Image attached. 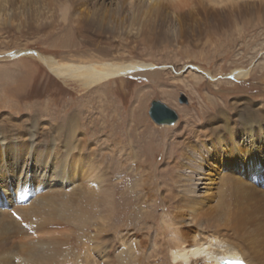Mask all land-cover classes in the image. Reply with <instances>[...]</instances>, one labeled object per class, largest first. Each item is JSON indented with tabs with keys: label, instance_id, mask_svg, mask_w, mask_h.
Masks as SVG:
<instances>
[{
	"label": "bare ground",
	"instance_id": "obj_1",
	"mask_svg": "<svg viewBox=\"0 0 264 264\" xmlns=\"http://www.w3.org/2000/svg\"><path fill=\"white\" fill-rule=\"evenodd\" d=\"M26 1L16 12H24L32 0ZM161 1L67 0L63 11L48 5L62 24L74 25L88 41L92 35L104 38L126 5L156 10ZM168 1L180 15L192 13V0ZM236 1L222 6L233 20L241 8ZM109 34L115 33L109 29ZM39 59L90 98L88 103L80 99L70 114V108L49 112L48 104L45 118L36 112L21 118L0 115V264H223L227 257L264 264V103L239 96L227 111L208 99L202 114L179 130L176 146L167 133L160 140L166 146L160 168L153 158L158 136L141 129L142 123L135 128V144L124 142L123 135L105 134L116 118L104 84L153 65L62 66L50 56ZM189 69L204 73L197 66ZM250 75L246 69L234 73L237 80ZM93 110L102 115L94 117ZM147 152L153 162L144 159ZM123 175L134 182L122 180ZM160 208V215L153 214ZM128 214L133 224L149 221L146 230L139 227L145 233L122 226Z\"/></svg>",
	"mask_w": 264,
	"mask_h": 264
},
{
	"label": "rangeland",
	"instance_id": "obj_2",
	"mask_svg": "<svg viewBox=\"0 0 264 264\" xmlns=\"http://www.w3.org/2000/svg\"><path fill=\"white\" fill-rule=\"evenodd\" d=\"M25 1L9 0L7 4V0H0V115L5 118H21L34 112L45 118L48 104H52L49 112L57 114L58 109L70 108V114L82 100L88 103L90 96L84 97L78 86L64 83L52 74L40 56H50L62 66L91 61L153 65L151 70L114 78L104 84L108 92L106 98L114 102L110 106L116 118L107 126L105 134L117 135L118 139L123 135L124 142L135 144V128L142 123L141 129L158 136L153 158L154 166L160 165V168L164 167L162 155L166 149L160 140L167 133L176 146L187 119L202 114V105L208 99L217 101L227 111H231L230 102L239 96L264 103V0H237L241 8L233 13L235 20L228 18V11L222 9L227 0H192V13L185 15H180L179 7L168 0H162L156 10L147 6L138 8V5L131 10L126 5L114 26L106 28L108 32L104 38L92 35L88 41L82 39L74 25L62 24L53 12L54 7L48 5L54 4L63 11L67 0H32L24 5V12H16ZM109 29L116 35L109 34ZM146 35H150V40ZM23 51L25 53L20 56ZM190 64L204 73H195L189 69ZM242 69L251 72L247 81L234 76ZM205 73L214 78L210 79ZM193 75L200 79L194 80ZM154 101L165 103L177 113L179 119L175 126L161 127L153 121L149 112ZM107 102L109 104V99ZM93 111L94 117L102 115L99 110ZM61 119L62 115L57 120ZM102 125L100 121L99 127ZM98 131L102 134V130ZM132 133L136 135H130ZM134 150L137 154L140 151ZM174 151L172 153H177L178 158L179 152ZM150 155L147 152L144 159L151 160ZM127 178L132 179L128 183L134 180L126 175L122 180L128 181ZM162 211L160 208L153 214L160 215ZM131 216H123L122 226L136 227L134 232L145 233L149 221L133 224ZM159 220L157 224L162 223ZM142 224L144 230L139 228Z\"/></svg>",
	"mask_w": 264,
	"mask_h": 264
},
{
	"label": "water",
	"instance_id": "obj_3",
	"mask_svg": "<svg viewBox=\"0 0 264 264\" xmlns=\"http://www.w3.org/2000/svg\"><path fill=\"white\" fill-rule=\"evenodd\" d=\"M149 114L158 125H173L179 119L177 113L161 101L152 102Z\"/></svg>",
	"mask_w": 264,
	"mask_h": 264
},
{
	"label": "snow or ice",
	"instance_id": "obj_4",
	"mask_svg": "<svg viewBox=\"0 0 264 264\" xmlns=\"http://www.w3.org/2000/svg\"><path fill=\"white\" fill-rule=\"evenodd\" d=\"M17 219H20V217H17ZM232 264H244V261L243 260H237L235 262H232Z\"/></svg>",
	"mask_w": 264,
	"mask_h": 264
}]
</instances>
